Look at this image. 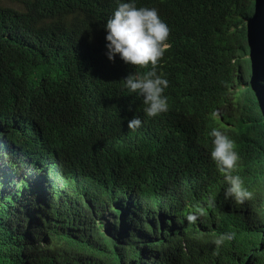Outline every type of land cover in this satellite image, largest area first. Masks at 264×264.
<instances>
[{"label": "trees", "instance_id": "16d2710c", "mask_svg": "<svg viewBox=\"0 0 264 264\" xmlns=\"http://www.w3.org/2000/svg\"><path fill=\"white\" fill-rule=\"evenodd\" d=\"M121 2L0 0V264H264V0H134L170 29L151 118L108 59ZM213 128L235 142L242 205Z\"/></svg>", "mask_w": 264, "mask_h": 264}, {"label": "clouds", "instance_id": "9594fccd", "mask_svg": "<svg viewBox=\"0 0 264 264\" xmlns=\"http://www.w3.org/2000/svg\"><path fill=\"white\" fill-rule=\"evenodd\" d=\"M106 31L108 59L112 61L118 54L130 66V75L123 81L125 87L122 89L140 101L141 111L138 115L144 111L151 118L166 113L168 98L164 92L169 82L156 68L170 47L167 43L170 29L161 20L158 11L155 8H138L134 0L121 2L107 20ZM141 125V119L134 117L128 122V129L135 132ZM209 135L213 138L211 159L228 185L225 199H232L235 204L242 205L253 198V193L243 187L239 175L232 174L240 159L235 142L216 128ZM208 204L215 206L214 200H209ZM203 213V207H198L196 213L187 215V220L194 223ZM235 235L232 232L222 234L214 243L219 248L225 241L235 239Z\"/></svg>", "mask_w": 264, "mask_h": 264}, {"label": "rangeland", "instance_id": "374dc122", "mask_svg": "<svg viewBox=\"0 0 264 264\" xmlns=\"http://www.w3.org/2000/svg\"><path fill=\"white\" fill-rule=\"evenodd\" d=\"M117 219L118 216L114 217L113 213H109L102 219V221L99 224H101L103 231L106 232L108 228L113 224V222Z\"/></svg>", "mask_w": 264, "mask_h": 264}, {"label": "water", "instance_id": "95a60500", "mask_svg": "<svg viewBox=\"0 0 264 264\" xmlns=\"http://www.w3.org/2000/svg\"><path fill=\"white\" fill-rule=\"evenodd\" d=\"M252 68H253V64H252Z\"/></svg>", "mask_w": 264, "mask_h": 264}]
</instances>
